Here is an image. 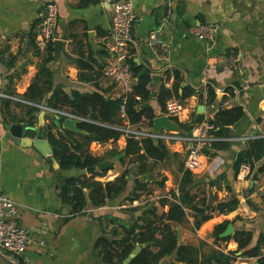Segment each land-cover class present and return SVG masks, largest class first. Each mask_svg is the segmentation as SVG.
<instances>
[{
  "label": "crops",
  "instance_id": "1",
  "mask_svg": "<svg viewBox=\"0 0 264 264\" xmlns=\"http://www.w3.org/2000/svg\"><path fill=\"white\" fill-rule=\"evenodd\" d=\"M113 1L98 0L84 4L82 0H0V91L24 98L23 94L37 72L47 67L52 70L54 85L73 87L83 92L100 89L112 98L120 96V86L102 73L109 58L107 48ZM48 2L56 4L59 11L55 34L63 44L58 68H54L53 59L48 60L53 56L54 45L49 52L47 48H38L34 41L44 4ZM134 11L132 58L142 72L149 74L147 103L156 114H163L157 95L163 85L165 66L180 72L182 83L178 93L185 86L196 91L182 101L188 120L196 115L200 105L204 109L199 115L204 119L213 118L233 95V89H240L237 103L223 106L237 105L244 111L237 123L228 126L225 136L233 140L224 142L223 149L212 152L213 156L221 157L223 164L214 173L206 170L191 173L193 187L189 192L192 194L202 188L205 196L210 193L214 196L210 202L238 199L235 210L227 214L214 213L212 218L195 229L198 237L200 234L213 237L214 226L228 222L234 232L250 231V245H253L264 232V170L257 171L264 165V156L255 164V171H251L247 180H239L232 165L238 151L247 143L236 138L264 135V0H135ZM197 22L218 25V48L209 50L203 40L189 34L188 27ZM151 33L166 45L164 59H159L150 45ZM230 50L237 57L236 67L229 64L227 54ZM77 59L85 60L89 67L80 69L75 62ZM80 72L86 80H78ZM173 81L174 78L171 85ZM40 83L43 85V80ZM182 84L185 86L181 87ZM207 86L212 87L216 94L215 101L209 104L206 101ZM30 107L33 106L0 98V193L18 204L19 222L31 232L28 247L20 259L24 264H103L93 248L95 239L102 234L98 217H113L129 224L128 205L135 207L141 195L131 204L123 199L125 194L108 200L101 207L88 203L82 213L72 214L70 206L59 194L63 177L61 170L56 168L57 161L52 156L42 155L30 144L20 146L6 137L5 122L15 123L32 115L34 123L31 125L38 123L40 109L34 107L37 111L29 114ZM52 118L53 114H44L46 127L57 134L62 128L51 124ZM122 139L101 144L92 142L90 151L110 160L108 153L116 149L115 145L117 151L124 148L126 140ZM163 144L166 155L161 161L167 158L174 161V170L178 174V184L160 197L170 199V192H179L186 151L178 142ZM119 172L120 169L113 166L105 176L95 179L101 182L113 180ZM135 174L138 178L147 174L145 181L151 182L149 172ZM163 208L167 210V206ZM187 211L192 217L191 210ZM174 230L180 235L178 244L189 243L192 233L188 229L179 224L174 226ZM232 242L237 246L233 239Z\"/></svg>",
  "mask_w": 264,
  "mask_h": 264
},
{
  "label": "trees",
  "instance_id": "2",
  "mask_svg": "<svg viewBox=\"0 0 264 264\" xmlns=\"http://www.w3.org/2000/svg\"><path fill=\"white\" fill-rule=\"evenodd\" d=\"M84 4L96 2L98 0H82ZM49 52L53 50V43L47 47ZM51 55L48 60H52ZM132 74L135 77V84L132 91L126 95L112 98L107 96L103 90L96 89L88 92L69 87L65 88L60 84H53V73L47 67H42L35 75L32 83L23 94L24 98L32 102L45 101L49 107L57 109H66L81 116H86L94 123L80 122L78 126L82 129L81 133L72 132L66 129L58 130L57 134L46 127L47 139L52 149V157L58 162L60 170L70 168H87L103 161L105 156H95L90 151L92 142L104 143L108 141H117L122 133L114 129L115 126L123 125L126 121L131 124L145 121L152 125V119L157 116L147 102L150 91L148 84L150 77L147 71L142 72L140 66H136L133 58L130 60ZM80 69L89 67L88 62L83 59L75 60ZM173 85L169 89L163 85L158 89L157 101L160 106V112L165 111V102L174 97L180 101L196 93L195 90L185 86L181 93L178 89L182 83V78L178 69L172 70ZM43 80V85L40 81ZM78 80L86 78L78 73ZM91 79H89L90 81ZM228 89V88H227ZM216 99V94L212 87H206V101L212 103ZM37 108L30 107L29 114L36 112ZM244 115L241 106H232L230 108L221 107L214 114L209 122L218 128L216 134L223 135L220 127L231 126L237 123ZM204 120L203 115H194L186 123H178L181 130L189 132L195 123ZM20 122L33 124V116L29 119L20 118ZM52 124V123H51ZM125 146L122 150H112L108 156L121 153L120 159L123 164L124 158L132 157L135 163V173L143 175L149 172L147 163L149 161L158 162L164 159L166 155L165 146L161 142H154L151 139L134 140L126 138ZM225 147L224 142H215L212 145V151H218ZM212 151H205L207 155H213ZM264 156V138L248 140L246 146L236 154L233 161V171L236 176L242 163L250 166L251 171H255V164ZM134 168L125 167L113 180L101 182L96 177L105 176L112 169V165L102 169L100 172L91 175H78L74 177H63L60 186V197L71 208L72 214H80L86 208L88 203L94 207H101L114 197L124 195V200L128 204L138 200L141 191L145 190L148 181H140L130 187V180L126 176ZM264 170V165L257 171ZM255 175V174H254ZM163 185V182H160ZM193 187V178L191 172L184 170L179 183V193L170 192V199L162 197L158 200L161 207L167 206V210L157 213L155 205L143 206L141 208H131L133 210L141 209L139 216H134L133 220L126 224L121 220L108 216H99L98 223L102 228V234L98 236L93 248L96 255L103 264H123L124 259L132 251L136 244L148 243L143 247L128 264H157L165 257H171L174 254L171 264H233L234 255L232 252H224L220 249H212L210 254L200 257L196 254L195 248L190 244H178L176 240L175 225H179L186 219V210L190 209L193 217V225L198 229L200 225L212 218L214 213L227 214L236 209L238 205L237 198H227L221 201H211L202 198L195 202L198 196L196 192L190 193L189 189ZM195 202V203H194ZM114 224L118 221L123 227V235L113 229L111 234L104 231L103 223ZM228 222L216 224L213 228V237L215 241H227L232 238L237 243L236 251H241V255L246 258H254V264H264V232H262L255 243L250 245L252 234L250 231H235L231 236L223 238L219 234L226 228ZM156 250H151V247ZM18 262H24L18 258Z\"/></svg>",
  "mask_w": 264,
  "mask_h": 264
},
{
  "label": "built area",
  "instance_id": "3",
  "mask_svg": "<svg viewBox=\"0 0 264 264\" xmlns=\"http://www.w3.org/2000/svg\"><path fill=\"white\" fill-rule=\"evenodd\" d=\"M112 15L110 17V43L107 48L109 53L108 61L102 68V73L110 77L122 89L123 100L126 95L132 91L135 84V77L132 74L130 59L133 56L134 41L132 38V31L136 22V14L134 7L130 0H115L111 3ZM58 7L52 2L44 4L42 19L35 33V45L38 48H46L50 43L56 39L55 29L58 20ZM218 25L215 23L197 22L188 27L189 34L198 40H203L207 49L218 48ZM150 45L154 48L159 59H164L166 56V45L157 39L155 33H151ZM228 60L231 67H236L237 57L233 50L228 52ZM163 84L170 88L173 79L172 71L168 66L163 69ZM233 95L229 100L222 104L227 106L229 104L237 103V98L240 94L239 88H234ZM119 97V96H118ZM0 98L21 102L23 105L37 107L44 109L48 114H57L62 119L71 118L76 119L79 123H94L93 120L86 116H81L66 109H57L49 107L39 102H32L23 97L12 93L0 91ZM231 102V103H230ZM170 117L177 124L189 122L187 110L182 101L172 97L165 102V111L163 113ZM179 125V124H178ZM114 129L122 133L126 138L134 140L151 139L158 143H172L178 142L185 147L186 156L183 162L184 169L191 173L206 170L208 173H214L222 164L223 160L219 156L207 155L205 151H212V145L215 142H226L233 140L225 135H218L216 131L218 128L205 118L200 123H195L189 132L173 131L162 129L154 132L152 125L145 121H140L131 124L126 121L123 125L115 126ZM264 137V135H248L236 138L238 140H252ZM213 152V151H212ZM250 166L242 163L238 169L236 177L239 180H247L250 176ZM19 206L9 196L0 193V252L7 257L20 258L28 247L30 238V229L24 227L19 222ZM264 254V249L262 251Z\"/></svg>",
  "mask_w": 264,
  "mask_h": 264
},
{
  "label": "water",
  "instance_id": "4",
  "mask_svg": "<svg viewBox=\"0 0 264 264\" xmlns=\"http://www.w3.org/2000/svg\"><path fill=\"white\" fill-rule=\"evenodd\" d=\"M134 7L135 0H130ZM63 41L61 39H55L53 41L54 45V53H53V66L54 68H58V65L61 60V46ZM185 86L182 84L181 87ZM199 98H202V94H199ZM46 106L47 103L43 102ZM204 106L200 105L195 113L196 115L203 113ZM38 114V123L36 125H27L25 122H20L17 120L15 123H4V128L6 131V137L10 139L12 142L19 144L20 146L32 145L33 148L38 150L42 155L52 156V149L47 139V131L46 125L44 122V114L47 112L44 109L39 110ZM20 122V123H19ZM51 123L56 126L58 129H66L72 132L81 133L82 129L78 126V121L76 119L64 118L62 119L59 115L54 114L51 120ZM152 127L154 128V132H158L162 129L180 131V126L173 121L170 117L164 114H160L155 116L152 119ZM221 131L224 135L228 134V126L220 127ZM121 154L115 155V160H118ZM112 165L111 160H103L96 165L87 168H70L67 170H61L60 174L62 177H74L78 175H91L96 172H100L102 169ZM56 168H59L58 162L56 163ZM147 174H144L143 177L140 178L141 181H145ZM132 178L135 184L140 182L139 178L136 176L134 170H131L129 175L126 176V180ZM234 228L231 223H228L226 228L219 234L220 238L229 236L233 234ZM176 240H180V235L176 232ZM148 243L145 242L143 244H136L132 251L128 254V256L124 259L123 264H128ZM238 255H241V251L237 252ZM0 264H21L18 260H14L12 258L7 257L6 255L0 252ZM157 264H171L170 257L165 256L161 258Z\"/></svg>",
  "mask_w": 264,
  "mask_h": 264
},
{
  "label": "rangeland",
  "instance_id": "5",
  "mask_svg": "<svg viewBox=\"0 0 264 264\" xmlns=\"http://www.w3.org/2000/svg\"><path fill=\"white\" fill-rule=\"evenodd\" d=\"M122 138L123 136H120L118 140H123ZM91 145L92 143L90 144V146ZM115 147L116 149L114 148V150L117 151V145H115ZM118 154H121V153H118ZM115 155L116 154H113L112 156H110V160L112 161L113 166H116L117 168L120 169V172L125 167L134 168L136 166L135 163H133L132 161L133 159L132 157L124 158L123 164H121L120 159L123 158V154H121L118 160H115L114 158ZM147 165L149 167V174H150L149 178L151 179V182L148 183L145 190L141 191V198L138 201V204L135 205V207L132 205H128L129 206L128 208L130 209L128 213V216H130L129 219H131L130 221L133 220L134 216H139L141 213L140 209L135 211L131 208H138V207L141 208L145 205L146 206L155 205L157 207V213L160 214L161 212H163L165 208L159 205L158 200L160 199L162 195L167 193L169 190L173 189V186H176L178 184V174L174 170V161H172L171 159L167 158L164 161H161V163H154L153 161H151L147 163ZM128 180H130V185H131L130 187H132V185L134 184V180L132 178ZM160 182H163V185H161ZM196 192L198 194V196L195 199L196 202H198L202 198H207V200L214 198V196L211 193L209 194V196H205V193H204L205 191L202 188H199L198 190H196ZM178 193L179 192L177 190V194ZM217 197H218V194H217ZM134 213H138V214L135 215ZM187 213L188 214L186 216L185 221L182 224H180V226L185 229H188L192 233L191 240L189 241L188 244H190L191 246H193V248H195L196 254L199 257L200 255L205 256L207 254H210L212 249H220L225 252L226 251L232 252V255H234L235 257L234 261L232 262L233 264H254V258H246V257L238 255L237 254L238 251L234 252L237 246L235 244H232L233 243L232 239H229L227 241H223V240L215 241V239L211 236V234H200L202 238L198 237L195 227L193 225V220H192L193 218L190 217L189 211H187ZM102 225H103L104 231L109 234H111L113 229H116L118 232V235L119 234L123 235L124 229L122 226L119 225L118 221L114 224H110L107 222V219H106ZM179 243H182V241H180ZM151 250H156V249L152 246ZM11 258L14 260H17L19 257L18 258L11 257ZM173 258H174V254L171 255L170 262L173 261Z\"/></svg>",
  "mask_w": 264,
  "mask_h": 264
}]
</instances>
